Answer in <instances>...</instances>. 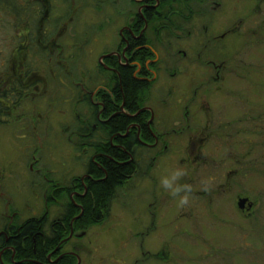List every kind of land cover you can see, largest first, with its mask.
<instances>
[{
	"label": "rangeland",
	"instance_id": "374dc122",
	"mask_svg": "<svg viewBox=\"0 0 264 264\" xmlns=\"http://www.w3.org/2000/svg\"><path fill=\"white\" fill-rule=\"evenodd\" d=\"M258 1H221V8L218 7L212 17L213 31L220 34L232 26L242 27L230 45L228 39L224 41L225 45L228 41L225 52L231 59L227 63L229 73L221 74L222 89L214 88L208 94L197 93V105L202 103L206 109L204 112L192 109L195 115L193 118L190 115L189 126L182 119L171 117L174 122L181 123L175 124L174 130H185V133L173 136L170 140L172 150L157 160L160 166L152 174L157 189L146 183L150 177L142 183L145 185L131 179L117 190V199L103 223L76 232L82 236L83 246L74 241L64 250L75 246L83 260L81 264H135L139 259V264H154L146 251H154L157 245L164 246L166 242L173 247L171 260L174 264L177 261L185 264H264V8L257 10ZM104 16H108L107 10L98 14L87 9L77 12L74 19L99 26ZM0 20H7L1 12ZM117 26L115 23L112 27ZM92 33L97 34L86 49L88 57L83 60V66L93 70L94 75L99 56L109 49V31L93 30ZM203 40L198 42L199 48L205 46L201 44ZM208 46L212 52L219 51L211 42ZM5 52L6 45L0 39L1 72L9 70L11 64ZM17 63L12 61L11 68ZM41 78L32 77L33 80ZM156 89L152 99L158 102L167 100L174 104L193 97V93L177 91L155 93ZM40 94L34 95L29 106L27 102V114H19L21 118L27 116L24 121L29 124L25 139L19 138L25 134L20 131L21 125L14 123L4 127L0 124L3 126H0V228L11 221V225L18 226L44 211L42 193L46 187L28 184L41 177L36 175L44 173L48 177L46 181H50L49 178L57 179L71 165L74 171L63 175L65 179L57 180L66 181L70 175L81 178L88 162L89 154L85 151L72 162L77 141H68L63 132L59 123L60 106L57 104L55 111L49 109L48 93ZM68 101L59 99L58 103ZM179 117H182L180 112ZM209 119L210 127L207 126ZM32 124L35 132H32ZM206 132L212 135L206 136L204 145L193 154L195 144L205 138ZM191 159H195L196 164ZM178 168L187 173L179 183L191 189L187 205H180L179 198L172 197L159 183L161 177ZM214 172L220 178L217 183L222 184L219 190L211 188L213 184L209 181ZM235 196H247L254 203L250 216L238 210ZM156 199L157 207L151 211L157 217L152 223L145 213L147 209L141 212V204H152ZM48 207L52 216L61 213L59 205Z\"/></svg>",
	"mask_w": 264,
	"mask_h": 264
},
{
	"label": "flooded vegetation",
	"instance_id": "af4514ba",
	"mask_svg": "<svg viewBox=\"0 0 264 264\" xmlns=\"http://www.w3.org/2000/svg\"><path fill=\"white\" fill-rule=\"evenodd\" d=\"M221 1L223 0H23L21 5L25 11L41 14L38 21L16 20L13 14L8 13L5 15L7 20H0V39L6 45V60L11 64L12 61L19 62L12 68L10 64L9 70L0 71L2 79L0 80V98H2L0 124L4 127L12 126L14 123L21 125L20 131L25 134L17 137L25 139L29 124L24 121L27 116L23 115L21 118L19 114H27L26 104L28 102L29 106L34 101L35 94L41 93V96L48 93L49 109L55 111L56 105L60 106L59 123L63 126L68 141L73 139L77 141L74 148L76 154L72 162H76L78 154L83 151L89 154L81 178L70 175L66 181L57 180L65 179L63 175L74 171L70 165L58 175L57 179L49 178L50 181H46L48 177L40 173L41 175L36 176L41 177L36 179H41L43 182L34 180L28 183L42 184L46 187L42 193L44 211L39 217L27 218L18 226L11 225V221L0 228V264H29L30 261L16 257V247L13 243L18 239L17 231L20 230L21 225L32 219L43 222L42 227L46 234L43 233L44 236L55 233L54 228L57 223L62 226V233L68 230V236L59 240L55 249L47 254L43 262L31 263L81 264L83 262L75 246L68 251L64 249L74 241L77 245L83 246L80 243L82 236L76 232L85 231L89 225L90 227L93 225L88 223L79 229L75 224L82 219L84 213L78 199L87 192L86 190L84 194L80 193V186L86 189L87 181L100 180L89 174L93 166L102 170L100 164H105V161L121 166L133 163V175L121 187L131 179L142 184L150 177L146 182L149 183L148 186L158 188V184L152 178L153 171L160 166L157 160L167 156L172 150L170 140L173 136L185 133V130L181 132L174 130V125L178 126L181 123L178 120L174 122L171 117L174 115L189 126L190 115L191 118L195 115L191 110L204 112L206 109L202 103L197 105L198 101L195 100L197 93L208 94L213 92L214 88L220 91L221 74L224 73V76L229 73L227 63L231 58L225 51L242 27L232 26L220 34L213 31L212 17L219 10L217 8H221L219 5ZM260 7L264 8V0L258 1L257 10H260ZM10 9H12L11 5L7 11ZM87 9L94 10L98 14L107 10L108 16H104L99 26L95 24L90 26L86 22H78L74 19L77 12ZM51 13L58 19L53 21L52 25L45 22V18ZM115 23H118V26L112 27ZM47 24L50 25L46 26ZM93 30L109 31L107 39L109 49L99 56L94 75L93 70L83 66V60L88 57L86 49L93 36L97 34H93ZM252 31L256 33L255 30ZM203 38L201 44L205 46L199 48L198 42ZM226 39L229 45H227L228 41L226 45L224 44ZM209 42L219 51L212 52V45L208 46ZM123 68L129 69L132 77L143 82L144 87L148 89L144 98L137 99L134 113L127 112L123 103L119 106V112L108 106L109 103L115 105L112 91L116 86L120 87V69ZM32 77L42 78L33 80ZM158 84H160L159 88L156 89ZM91 89L92 92H89ZM155 89V93L177 91L193 93V97L191 99L185 97V100H178L174 104L167 103V100L158 102L152 99ZM62 93L64 97H60ZM59 99L70 101L58 103ZM179 112L182 117H179ZM118 116L127 120L124 131L110 135L106 131V125ZM209 120L208 127L211 124V119ZM32 128V132H35L34 124ZM200 135H203V132ZM211 135L212 133L206 132L205 138L199 139L193 154L204 145L206 136ZM98 138L101 140L99 141ZM126 140L131 141L130 144L127 142L130 152L126 151L128 146ZM99 143L123 155L116 159L108 149L98 151L94 144L99 145ZM191 160L196 164L195 159ZM196 162H199V158ZM219 179V175L214 172L209 180L213 184L211 188L218 190L221 188L222 184L217 183ZM61 198L64 200L60 203ZM235 199L246 200L242 210L238 206L237 208L244 216H250L254 210V203L247 196L239 198L235 196ZM115 200L110 204L108 212L99 213L98 218L101 223L104 222L105 217L108 218ZM156 203L157 199L152 204H141V212L147 209L145 213L149 215L152 223L157 217V214L151 211L157 207ZM50 204L59 205L61 213L52 216L48 207ZM172 249L173 247L166 242L164 246L157 245L156 250L146 252L150 254L154 264H174V260H171ZM169 260L172 263H169ZM138 261L140 262V259L136 260L135 264H139ZM177 264H185V262L177 261Z\"/></svg>",
	"mask_w": 264,
	"mask_h": 264
},
{
	"label": "trees",
	"instance_id": "16d2710c",
	"mask_svg": "<svg viewBox=\"0 0 264 264\" xmlns=\"http://www.w3.org/2000/svg\"><path fill=\"white\" fill-rule=\"evenodd\" d=\"M0 1V12L3 16L7 13L13 14L16 20L28 19L31 22L38 21L41 18L40 13L30 10L25 11L19 0ZM29 4L32 5L31 3ZM10 5L12 6V9L7 11L9 10ZM30 5H28L29 8H31ZM56 20L58 19H56L53 13H51L48 18H45V22L50 23L51 25L52 22ZM50 24H47L46 26H49ZM100 71L102 72L101 69ZM120 73V87L116 86V89L112 91V95L115 99V105L113 103H109L108 106L116 112H119V106L123 103L127 112L134 113L137 99L139 100V98H144L148 89L144 87L143 82L137 81L132 77V73L129 69H120ZM101 74H103V72ZM1 99L2 98H0V100ZM126 121L127 120L123 117H115L106 125V131L110 135L116 134L117 131H124ZM98 140L100 141L101 138H98ZM79 142L81 143L80 140ZM127 142L129 144L131 143L129 140H126V144ZM94 147L95 149H98V151L108 149L112 156H116H114L116 159L118 156L123 155L121 152L110 149L108 146H103L101 143H99V145L94 144ZM126 151L130 152L129 145L126 146ZM100 165L103 167L102 170L98 169L96 166L91 167L92 169L89 168V174H91L93 178L100 180L97 182L87 181L86 189L83 187L81 188V186L79 188L80 192L84 190L86 192L87 190L85 196L78 199V202L84 210L82 219L75 223L76 227L79 229L88 223L94 225L100 223L98 218L99 213L108 212L110 204L117 198V190L120 189L124 182L130 179L134 172L133 163L121 166L105 161V164ZM77 212H79V210H77ZM42 225L43 222H37L34 219L26 221L21 225L20 230L17 231L18 239L13 243V246L16 247V257L18 259L28 260L30 261L29 264H33L31 263L32 261L43 262L47 254L55 249L59 240L68 236V230L62 233V226L58 223L54 228L55 233H52L50 236H44L45 232ZM8 255L10 256V254Z\"/></svg>",
	"mask_w": 264,
	"mask_h": 264
},
{
	"label": "clouds",
	"instance_id": "9594fccd",
	"mask_svg": "<svg viewBox=\"0 0 264 264\" xmlns=\"http://www.w3.org/2000/svg\"><path fill=\"white\" fill-rule=\"evenodd\" d=\"M184 169H175L168 175L161 177L159 183L164 191L168 192L172 197L179 198L180 205H187L189 203V195L191 189L188 185H182L179 181L186 175Z\"/></svg>",
	"mask_w": 264,
	"mask_h": 264
},
{
	"label": "water",
	"instance_id": "95a60500",
	"mask_svg": "<svg viewBox=\"0 0 264 264\" xmlns=\"http://www.w3.org/2000/svg\"><path fill=\"white\" fill-rule=\"evenodd\" d=\"M245 203H246V200H243V199L242 200H239L238 201V204H237L238 208L240 210H242Z\"/></svg>",
	"mask_w": 264,
	"mask_h": 264
}]
</instances>
